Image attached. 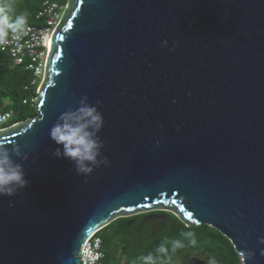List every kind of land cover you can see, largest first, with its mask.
<instances>
[{"label": "water", "instance_id": "water-1", "mask_svg": "<svg viewBox=\"0 0 264 264\" xmlns=\"http://www.w3.org/2000/svg\"><path fill=\"white\" fill-rule=\"evenodd\" d=\"M85 96L90 174L50 137ZM34 107L0 128L29 181L0 197V264H80L94 232L158 209L264 264V0H67Z\"/></svg>", "mask_w": 264, "mask_h": 264}, {"label": "trees", "instance_id": "trees-1", "mask_svg": "<svg viewBox=\"0 0 264 264\" xmlns=\"http://www.w3.org/2000/svg\"><path fill=\"white\" fill-rule=\"evenodd\" d=\"M43 1L44 0H14L16 7L14 12L10 13V18L14 19L15 14L26 12L28 14L27 25H43V18H37V13L42 8ZM2 2L3 0H0V3ZM59 3L61 8H63V6L66 5L67 0H61ZM20 66L24 67V69L18 70L17 67ZM32 80L33 77L31 72L26 69L24 65L13 66L10 55L0 49V109L7 108L6 105H9V102L13 103L14 106L17 104L20 106H31L28 113L21 112L18 115H14L9 123L21 121L35 114L34 99L39 78L37 77L31 84ZM26 97L28 98L27 103H23V99ZM160 211L155 210L154 212L159 213ZM165 212L169 213L174 220H169L168 226L159 232L161 235L154 238L152 241L148 240L145 234L146 227L151 224L145 219L147 212L128 217H120L124 218V220L120 221L118 224H114L115 222L112 221L104 227L108 231L107 236L102 237L105 250V262L115 264L116 257L112 258V249L116 248L126 254L123 262H121V258H118V264H143L140 257L149 254L155 256V249L163 241H171L173 239L181 240L185 246L177 249L175 252L171 250L172 246L170 243L167 245L169 247V255L171 256V260L168 264H171L173 258L185 250H199L204 252H207L208 250L214 251L216 250L214 240L219 238V236L226 239L218 230L206 224L188 226L173 212H169L168 210ZM104 228L100 229V231ZM209 228L212 230H209ZM188 231H192L195 234V246H192L190 243L192 238L182 235V233ZM234 256L235 258L238 256L235 251Z\"/></svg>", "mask_w": 264, "mask_h": 264}, {"label": "clouds", "instance_id": "clouds-1", "mask_svg": "<svg viewBox=\"0 0 264 264\" xmlns=\"http://www.w3.org/2000/svg\"><path fill=\"white\" fill-rule=\"evenodd\" d=\"M15 7L14 0H3L0 3V40L6 38L9 33H12L14 38H17L15 36L17 32L26 34L28 14L20 12L14 15V19L10 18V13L14 12ZM103 124L102 113L95 106L89 105L85 96L80 101L79 108L61 114L58 122L51 128V139L62 146L56 149L54 155L73 161L78 173L90 174L93 166H99L101 163L98 157L101 155L100 149L103 148V143L97 133L102 129ZM13 154L21 155L16 142L11 143L10 146L0 142V197L13 196L18 189L25 188L29 184L23 165L12 159ZM103 162L107 163V158ZM182 235L192 238L190 243L195 246V234L192 231ZM169 243L173 252L185 246L178 239L165 240L155 249V256L149 254L140 257V260L143 264H168L171 260L167 246ZM238 256L240 264H246V261L253 259L254 253L244 249L239 250ZM208 264H216L215 259H210Z\"/></svg>", "mask_w": 264, "mask_h": 264}, {"label": "built area", "instance_id": "built-area-1", "mask_svg": "<svg viewBox=\"0 0 264 264\" xmlns=\"http://www.w3.org/2000/svg\"><path fill=\"white\" fill-rule=\"evenodd\" d=\"M61 5L58 1L44 0L42 8L37 13V18H43V25H27L26 34L17 32L13 37L12 33L0 40L1 51L7 52L14 65H24L33 77L31 84L38 77L40 83L44 73V66L48 54V43L54 27L58 23L61 13ZM28 98L23 99V103H27ZM15 111L13 109L0 110V128L6 127ZM13 123H9L11 125ZM7 125V126H8ZM100 230L94 232L85 242L80 256V264H109L105 262V250L103 247L102 237L98 234Z\"/></svg>", "mask_w": 264, "mask_h": 264}, {"label": "rangeland", "instance_id": "rangeland-1", "mask_svg": "<svg viewBox=\"0 0 264 264\" xmlns=\"http://www.w3.org/2000/svg\"><path fill=\"white\" fill-rule=\"evenodd\" d=\"M57 1L59 2L61 0H57ZM64 8H65V6H63V8L60 10L61 14H62ZM17 69L23 70L24 67L20 66V67H17ZM6 106H7V108H2L0 110L13 109L16 113L15 115H18L21 112H27L28 113L30 111V107H31L29 105L28 106L27 105L20 106L18 104L14 106L13 103H10V102H9V105L7 104ZM8 124H6V126ZM154 211H148L147 213H152ZM165 211H167V210L160 211L159 213H162L164 215L160 216L158 221H152L151 224L146 227L145 234H146L148 240L152 241L154 238L159 237L161 235V234H159V232L168 226L169 220H171V221L174 220V218L169 213H167ZM140 216H142V215H140ZM122 220H124V218H120V219L117 218V220H114V222H115L114 224H118ZM165 220H167V224H164ZM206 225H208V224H206ZM208 226H210V225H208ZM209 230H212V229L209 228ZM107 232L108 231L104 228L98 234L101 237H104V236H107ZM214 243H215V248H216V250H214V251L208 250L207 252H204V251H199V250H196V251L195 250H185V251L179 253L177 256H175L173 258L171 264H186L190 257L191 258L197 257V258L203 260L206 264H208V261L210 259H213V258L215 259L216 264H240L239 256H237V258H235V256H234L235 249H234L232 243L227 238L224 239L223 237L219 236V238H216V240H214ZM237 255H238V253H237ZM113 257L125 258L126 254H124L121 250H117L116 248H113L112 249V258Z\"/></svg>", "mask_w": 264, "mask_h": 264}, {"label": "flooded vegetation", "instance_id": "flooded-vegetation-1", "mask_svg": "<svg viewBox=\"0 0 264 264\" xmlns=\"http://www.w3.org/2000/svg\"><path fill=\"white\" fill-rule=\"evenodd\" d=\"M154 211V210H153ZM162 215H164V214H162V213H158V212H152V213H147L146 215H145V219L146 220H148L150 223L152 222V221H158V219H159V217L160 216H162ZM191 258V257H190ZM189 258V259H190ZM192 258H197V257H192ZM120 259V258H119ZM188 259V260H189ZM121 262H123L124 261V258H122L121 257ZM115 264H118V258L116 257V259H115Z\"/></svg>", "mask_w": 264, "mask_h": 264}, {"label": "bare ground", "instance_id": "bare-ground-1", "mask_svg": "<svg viewBox=\"0 0 264 264\" xmlns=\"http://www.w3.org/2000/svg\"><path fill=\"white\" fill-rule=\"evenodd\" d=\"M47 43H48V48H49L48 51H49L50 50V47H51L50 46V40L49 39L47 40Z\"/></svg>", "mask_w": 264, "mask_h": 264}, {"label": "snow or ice", "instance_id": "snow-or-ice-1", "mask_svg": "<svg viewBox=\"0 0 264 264\" xmlns=\"http://www.w3.org/2000/svg\"><path fill=\"white\" fill-rule=\"evenodd\" d=\"M189 219H191V215L189 214V217H188Z\"/></svg>", "mask_w": 264, "mask_h": 264}]
</instances>
